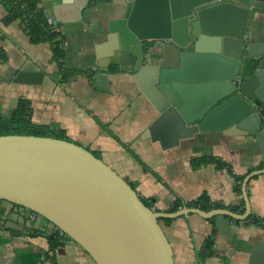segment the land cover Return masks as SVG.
<instances>
[{"label": "water", "instance_id": "95a60500", "mask_svg": "<svg viewBox=\"0 0 264 264\" xmlns=\"http://www.w3.org/2000/svg\"><path fill=\"white\" fill-rule=\"evenodd\" d=\"M255 8H264V0H133L110 21L109 57L116 50L133 57L134 79L158 111L146 136L166 148L198 132L254 134L264 156V41L252 39ZM53 12L58 22L65 20L59 4ZM43 74L13 68L5 78L38 83ZM161 126L168 128L166 139ZM262 172L255 168L242 180V213L198 206L156 210L126 177L73 140L0 134V199L51 221L97 264H175L161 217L215 216L221 234L232 237V218L251 212L248 181ZM243 254L233 264H264V242L255 240Z\"/></svg>", "mask_w": 264, "mask_h": 264}, {"label": "crops", "instance_id": "0c3cea01", "mask_svg": "<svg viewBox=\"0 0 264 264\" xmlns=\"http://www.w3.org/2000/svg\"><path fill=\"white\" fill-rule=\"evenodd\" d=\"M132 1L71 0L70 4L68 0H41L50 14L59 4V16L65 19L59 22L65 38V66L82 68L61 81L51 43L32 42L20 19L5 22L8 7L0 0V45L7 52V59L0 61V114L12 109L20 96L28 97L35 122H57L71 139L96 149L135 183L140 195L151 198L156 210L168 211L177 198L186 204L204 192L224 208L239 207L241 195L234 189L235 176L228 167L244 174L264 161L254 134L198 132L166 148L145 135L158 111L134 79L133 57L119 55L117 50L109 57L113 48L108 40L110 21L122 17ZM250 30L253 40L264 41V8H255ZM13 68L43 71V80L6 79ZM108 130L127 142L146 165ZM167 132L165 126L158 129L163 137ZM194 156L202 159L197 166L191 160ZM247 189L251 210L264 215V172L251 177ZM0 218V264H97L74 239L65 237L51 248L47 235L51 221L24 206L0 200ZM171 218L159 221L173 246L175 264H233L243 253L246 256L255 240L264 242L262 226L233 220L232 237L218 230L213 253L199 261L198 250L213 231L212 221L195 212Z\"/></svg>", "mask_w": 264, "mask_h": 264}, {"label": "trees", "instance_id": "16d2710c", "mask_svg": "<svg viewBox=\"0 0 264 264\" xmlns=\"http://www.w3.org/2000/svg\"><path fill=\"white\" fill-rule=\"evenodd\" d=\"M8 7V13L4 17L5 22H10L15 19H20L29 38L32 42L48 41L52 45V58L57 61L59 65L60 80L65 81L70 78V75L74 72H78L79 69H71L65 66V38L61 29L56 30L48 21V13L44 7L40 5L41 0H2ZM60 24V23H59ZM7 59V52L0 45V61ZM115 69V66H111ZM59 80V81H60ZM8 115L0 114V134L1 133H31L41 135H52L60 138L69 139L66 129L61 127L57 122L37 123L32 118V103L26 96H20L17 99L15 106L7 113ZM101 125L108 129L106 123L99 120ZM119 142H121L141 163L145 164V161L130 147V145L123 141L118 135L108 130ZM193 165L197 166L201 163L202 159L197 157L191 158ZM223 164V162H220ZM264 167V161L259 164L258 168ZM230 172L235 176L234 189L241 195V202L239 207L230 206L233 211L242 213L245 210V201L242 197V180L244 174H236L231 167H228ZM252 170V169H251ZM249 170V171H251ZM131 183V182H130ZM132 184V183H131ZM133 185V184H132ZM134 187V186H133ZM143 201L150 207H153L151 198L140 195ZM13 203V202H12ZM182 205L198 206L202 209L209 210L212 208L222 207L221 203H214L210 200L209 195L204 192L200 194L196 199L184 204L177 198L175 202L168 208V211H174ZM22 206V205H20ZM33 211V210H32ZM35 212V211H33ZM37 214V213H36ZM232 218V217H231ZM166 220H171V217H164ZM214 227L213 231L207 235L205 243L202 248L198 250L199 261H203L207 256L213 253L215 234L219 230L216 227L215 216L209 217ZM236 222H248L256 225H260L264 228V215H259L251 210L250 214L245 219L232 218V221ZM51 248L57 247L63 242L65 237L71 238L66 233L61 236L58 230L47 233ZM72 239V238H71Z\"/></svg>", "mask_w": 264, "mask_h": 264}, {"label": "built area", "instance_id": "2783aa9c", "mask_svg": "<svg viewBox=\"0 0 264 264\" xmlns=\"http://www.w3.org/2000/svg\"><path fill=\"white\" fill-rule=\"evenodd\" d=\"M48 21H49V23H51L53 25V27L56 30H60L59 22H58V20L56 19V17L53 14H49ZM0 223H2V219L1 218H0ZM50 228L51 229H49V232L58 230L59 235L63 236L65 234V232H63L59 227H57L53 223H51V227Z\"/></svg>", "mask_w": 264, "mask_h": 264}, {"label": "rangeland", "instance_id": "374dc122", "mask_svg": "<svg viewBox=\"0 0 264 264\" xmlns=\"http://www.w3.org/2000/svg\"><path fill=\"white\" fill-rule=\"evenodd\" d=\"M16 104V103H15ZM11 110V109H10ZM9 110V111H10ZM9 111H7V112H4L3 113V115H8L7 113H9ZM67 136L69 137V139L70 140H73V141H75V142H77V143H79V144H81V145H83L82 143H80V141H79V139L78 138H75V140L74 139H71V137L67 134ZM84 146V145H83ZM86 147V146H85ZM86 148H88V147H86ZM88 149H90L93 153H95L97 156H99V157H101V155H100V152H98L96 149H91V148H88ZM102 158V157H101ZM133 184V186L136 188V185H135V183H132ZM0 200H2V201H5V202H9V201H7V200H4V199H0ZM153 207H154V205H152ZM23 207V206H22ZM25 209H27L28 211H30L31 213L33 212L32 210H30V209H28L27 207H24ZM33 215H38V217H43V216H41V215H39V214H36V212H33ZM45 218V217H44ZM50 223H52V222H50Z\"/></svg>", "mask_w": 264, "mask_h": 264}]
</instances>
